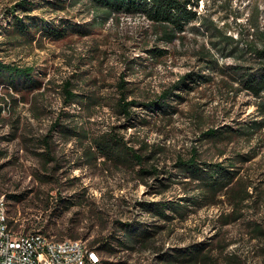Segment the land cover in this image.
<instances>
[{
	"label": "rangeland",
	"instance_id": "obj_1",
	"mask_svg": "<svg viewBox=\"0 0 264 264\" xmlns=\"http://www.w3.org/2000/svg\"><path fill=\"white\" fill-rule=\"evenodd\" d=\"M14 2L0 0V31ZM65 2V9H17L37 25L16 45L0 33V61L32 68L39 81L0 82V196L12 229L86 241L102 264H264V111L230 74L243 63L233 46L223 47L203 22L164 42L141 15L102 20L85 0ZM198 11L240 48L264 43L257 34L264 0H200ZM42 21L66 35H43ZM187 74L195 79L174 87L180 97L145 107ZM67 81L81 102L66 101ZM119 101L137 102L130 118ZM102 134L118 136L142 161L99 155ZM190 158L233 165L238 174L212 203L193 204L198 180L179 172ZM177 202L185 208L170 207ZM159 205L168 217L153 211ZM138 227L154 233L143 240L131 231ZM128 234L134 241L126 243ZM106 242L110 251L100 249ZM194 247L201 251L190 262L171 257Z\"/></svg>",
	"mask_w": 264,
	"mask_h": 264
},
{
	"label": "trees",
	"instance_id": "obj_2",
	"mask_svg": "<svg viewBox=\"0 0 264 264\" xmlns=\"http://www.w3.org/2000/svg\"><path fill=\"white\" fill-rule=\"evenodd\" d=\"M68 5L74 6L83 0H69ZM90 9L101 16L102 20L108 19L109 17L119 14L126 13L130 15H141L145 19L152 23L155 32L158 34V38L164 42H171L175 38L179 37L182 32L186 30V27L195 21L205 23L209 31H216L219 39L221 40L223 47L226 48V44L230 43L232 47L231 53H234L238 58L242 59L243 63L230 67L231 76L235 77L239 84V89L247 91L253 95L259 102L261 110L264 111V43L260 46L249 47L246 49L240 48L237 45L238 40L233 35H228L226 32H221L213 28L212 22L208 20H203L200 13H198V6L200 0H85ZM43 5L50 7V9L58 10L65 9L67 3L65 0H15L14 4L10 6L9 12L12 14V18H6V24L1 28L0 33L6 34L9 42L12 45H16V41L19 38H25L30 33V28L35 27L37 23L35 19L28 18L29 16L20 17L17 14V9H22L23 11L30 10L32 8L42 7ZM28 19V20H26ZM101 22V21H100ZM45 22L42 21L39 30L43 35H51L55 39L62 38L66 35V28L56 29L52 25L45 26ZM73 30L78 31L75 27ZM259 39H264V32H258ZM219 40V41H220ZM29 41V40H28ZM234 44V45H232ZM249 52V57L245 58ZM149 53H154V49H149ZM162 53L157 52L154 55ZM251 60V61H250ZM214 64V62L212 61ZM212 69H215L214 65ZM201 79L208 80L205 77H200ZM195 79L194 74H187L186 77L181 78V82L176 83L171 86L168 90H165L157 102H150L144 104L147 109H155L161 107H167V100L172 97H180L178 94L173 93L174 87H189L188 81H193ZM0 82H6L7 84L17 88L18 85L23 84L27 87H37L39 81L33 76L32 68L25 67L19 68L14 64L4 63L0 61ZM120 91L122 94L121 98H125L126 89L125 82H120ZM64 92L66 95V101L68 103H74L75 101L81 102L80 96L70 90V82L67 81L64 84ZM135 101H119L120 111L130 118L133 113L130 112V106L135 105ZM224 130L215 132L210 130L209 135H220L223 134ZM113 136V137H112ZM95 147L99 155H102L108 159L121 160L124 157L134 158L136 161L141 162V158L136 155V152L129 147H127L116 135H106L102 134L95 141ZM180 174L188 173L192 176L193 180H198L195 190L198 191L196 196L191 197L188 202L193 204H210L214 201L217 193L223 191L237 176L238 170L231 169L233 165H225L221 163H208V162H198L195 158H190L189 160L180 161ZM176 178V176H173ZM179 203V202H177ZM162 205L154 206L153 211L157 214L162 215V217H168L165 210H163ZM170 207L179 208L180 210L185 208V204H171ZM125 230L130 232L129 228L122 226ZM131 231L135 234H141L142 239L145 240L154 233L152 230H147L145 227H138ZM132 237L131 240L134 241V236L132 234L127 235V239ZM100 249L104 251H110L111 248L108 247L107 242L100 246ZM201 247H194L193 249H188L184 252H179L178 255L171 257L177 261L190 262L197 258L200 254ZM189 256L186 258H181L183 256Z\"/></svg>",
	"mask_w": 264,
	"mask_h": 264
},
{
	"label": "built area",
	"instance_id": "obj_3",
	"mask_svg": "<svg viewBox=\"0 0 264 264\" xmlns=\"http://www.w3.org/2000/svg\"><path fill=\"white\" fill-rule=\"evenodd\" d=\"M0 264H102V258L83 240H58L39 229L14 231L0 196Z\"/></svg>",
	"mask_w": 264,
	"mask_h": 264
}]
</instances>
